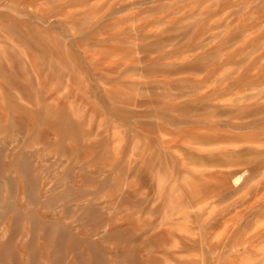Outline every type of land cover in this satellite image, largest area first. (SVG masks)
Here are the masks:
<instances>
[{"label":"rangeland","instance_id":"374dc122","mask_svg":"<svg viewBox=\"0 0 264 264\" xmlns=\"http://www.w3.org/2000/svg\"><path fill=\"white\" fill-rule=\"evenodd\" d=\"M0 264H264V0H0Z\"/></svg>","mask_w":264,"mask_h":264}]
</instances>
